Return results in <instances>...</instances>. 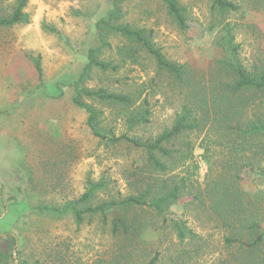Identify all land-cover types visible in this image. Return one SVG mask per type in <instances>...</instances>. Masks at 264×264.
Returning <instances> with one entry per match:
<instances>
[{"label": "rangeland", "instance_id": "obj_1", "mask_svg": "<svg viewBox=\"0 0 264 264\" xmlns=\"http://www.w3.org/2000/svg\"><path fill=\"white\" fill-rule=\"evenodd\" d=\"M230 1L239 6L238 11H214L210 0H176L184 10L186 28L181 30L161 0H28L24 12L29 23L0 28V177L7 196L27 193L33 206L61 207L81 197L89 180L107 184L105 193L96 194L98 198L135 194L129 187L130 173L137 168L147 173L144 153L123 142L112 144L94 137L87 114L72 102L88 52L99 45L97 25L118 5V23L146 29L165 59L183 65L197 80L231 57L252 71L264 62V0ZM18 2L0 0V18L8 17ZM231 35L235 56L221 48ZM127 48L137 60L122 63L121 53ZM96 57L119 67L113 72L93 70L81 87L127 95L135 108L145 110L147 121L132 126L127 123L131 109L86 100L99 112L97 120L106 136L125 135L144 142L171 127L184 91L159 71L152 56L109 31L107 44ZM38 61L41 78L35 71ZM194 157L203 187L211 162L203 159L198 147ZM241 187L258 195L264 189L263 179L257 172H245ZM181 200L169 212L204 237L192 249L187 243L177 245L163 217L147 208L132 210L153 221L145 240L148 248L163 255L162 263L181 249H189L186 264H223L236 255L238 249L224 245L227 232L216 227L197 202L190 205L185 193ZM0 220L1 236L7 231L17 237L8 253V246L0 242V250L6 251L1 261L7 264H111L118 254L119 240L97 215H85L77 226L71 213L58 219L11 205ZM144 262L145 257L138 255L128 264Z\"/></svg>", "mask_w": 264, "mask_h": 264}, {"label": "trees", "instance_id": "obj_2", "mask_svg": "<svg viewBox=\"0 0 264 264\" xmlns=\"http://www.w3.org/2000/svg\"><path fill=\"white\" fill-rule=\"evenodd\" d=\"M161 2L176 26L184 30L186 23L183 8L176 0ZM210 2L211 9L220 13L239 10V6L230 0ZM27 4L28 0H19L8 17L0 18V28L27 25L29 14L24 12ZM120 19V8L115 5L114 11L97 25L99 45L88 52L87 64L79 78V88L72 102L87 114V126L94 137L112 144L123 142L144 153L147 173L142 168L130 173L129 187L135 194L124 198L112 195L98 198L96 194L105 193L108 186L89 180L81 197L66 201L61 207L50 204L33 206L31 196L27 193L7 196L0 177V214L11 205H23L25 210L45 212L58 219L71 213L77 226L82 224L85 215H97L103 226L109 228L110 234L119 240L118 254L111 260V264H128L138 255L145 257V262L140 264H163V255L157 249L148 248L149 244L145 240L153 221L132 210L147 208L163 217L169 223L177 245L187 243L189 249H192L204 237L169 212L172 205L182 201L185 193L191 198L190 205L197 202L209 220L227 232L223 237L224 245L228 249H238L236 255L224 260L223 264H264V189L260 194L252 195L241 187L245 172H257L264 183V62L261 67L246 71L230 56V62H218L207 77L203 75L197 80L183 65L165 59L161 51L154 47L150 32L118 23ZM109 31L138 45L152 56L159 71L168 74L172 82L184 91L183 104L171 127L155 139L140 142L125 135L106 136L97 120L99 112L86 101L118 104L131 109L127 123L132 126L147 122H144L145 110L140 106L135 108L134 102L127 95L103 88L81 87V83H86L93 70L113 72L118 69L117 63L112 65L96 57L107 44ZM221 48L235 56L237 49L234 36L226 39ZM121 54L122 63L128 58L137 60L135 55H129L128 48ZM35 71L38 78H41L39 61L35 64ZM196 147L203 151V159L211 162L203 187L197 180L198 165L194 157ZM3 232L6 236L0 233V242L8 246V253L13 249L17 237L7 231ZM188 250L181 249L175 255L168 256L166 264H186ZM5 255L6 251L0 250V264H7L1 261Z\"/></svg>", "mask_w": 264, "mask_h": 264}, {"label": "water", "instance_id": "obj_3", "mask_svg": "<svg viewBox=\"0 0 264 264\" xmlns=\"http://www.w3.org/2000/svg\"><path fill=\"white\" fill-rule=\"evenodd\" d=\"M14 257H15V255H14Z\"/></svg>", "mask_w": 264, "mask_h": 264}]
</instances>
